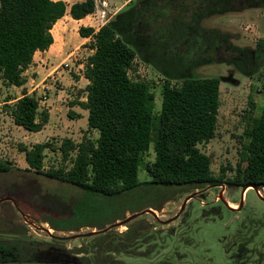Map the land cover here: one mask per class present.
<instances>
[{
	"label": "rangeland",
	"instance_id": "1",
	"mask_svg": "<svg viewBox=\"0 0 264 264\" xmlns=\"http://www.w3.org/2000/svg\"><path fill=\"white\" fill-rule=\"evenodd\" d=\"M107 1L116 3L108 5L115 10L124 0ZM133 5L138 11L134 40L158 50L144 49L136 56L129 77L147 83L154 94L155 116L165 79L179 85L184 77L219 78L215 135L198 148L209 156L214 175H222L224 181L231 178L229 166L234 168L239 160L248 142L246 130L264 102V0H132L128 6ZM225 6L238 10L222 11ZM159 59L185 63V71L180 67L177 75L179 68L169 67L177 77H167L158 70ZM73 76L71 71L64 78L47 77V85L36 92L32 88L39 75H26L25 88L43 100L40 106L59 108L54 118L62 129L44 141L55 147L64 138L79 142L97 136L87 127L86 117L67 116L66 107L84 96V80L80 87L69 85ZM0 125V159L18 169L22 155L17 144H24L27 130L13 128L2 105ZM152 146L141 159V183L114 195L92 194L41 174L0 175V184L11 179L21 185L25 198L33 199L32 193L39 190L38 200L44 203L35 205L19 194L11 197L14 202L0 201L5 220L0 238L44 241L64 251L63 261L26 264H264V188L257 192L248 187L242 197L243 186L227 183L189 191L179 185L145 183L150 180L146 165L154 159ZM61 164L58 150H46L43 171ZM5 194L0 185V199ZM19 226H25L24 234L15 233Z\"/></svg>",
	"mask_w": 264,
	"mask_h": 264
},
{
	"label": "trees",
	"instance_id": "2",
	"mask_svg": "<svg viewBox=\"0 0 264 264\" xmlns=\"http://www.w3.org/2000/svg\"><path fill=\"white\" fill-rule=\"evenodd\" d=\"M134 6L120 9L93 34L95 50L87 58L84 69L88 80L85 100L73 102L88 111L87 126L98 131L97 138H83L79 142L64 138L57 147L48 141L30 146L19 143L17 149L24 153L27 167L15 169L11 162L0 159V175L14 171L41 174L92 194L114 195L141 183L138 179L141 159L153 144L154 159L146 165L150 180L145 183L179 185L186 191L222 183L264 188V102L260 115L246 130L248 142L242 145L239 160L234 168L229 166L234 172L232 177L224 181L222 175L212 173L209 156L198 148V144L208 142L215 135L219 78L184 77L179 85L165 79L160 110L155 116L153 92L146 82L129 77L136 56H141L144 49L146 53L158 50L134 40L138 14ZM65 9L62 0H0V80L3 84L26 83L23 72L35 51L46 50L53 42L50 29ZM235 10L238 9L222 8L225 12ZM93 11L94 0H83L73 3L69 14L80 19ZM91 33L92 28H79L81 36ZM258 45L263 48L261 42ZM156 65L170 78L177 76L170 74L169 67L179 70L181 67L183 71L186 68L185 63L160 59ZM180 73L181 70L177 75ZM2 109L15 125L27 131H40L49 119L46 110H39L35 94L26 91L12 104L4 103ZM67 115L72 116L70 111ZM46 148L58 150L62 164L43 171ZM0 185H4L6 197L19 194L35 205H44L43 199L38 200L39 190L32 193V199L25 198V189L11 179ZM17 208H20L18 204ZM4 222L0 216V232ZM25 231V226H19L15 233ZM62 254L64 251L59 246L44 241L0 238V264L60 262L64 260Z\"/></svg>",
	"mask_w": 264,
	"mask_h": 264
},
{
	"label": "crops",
	"instance_id": "3",
	"mask_svg": "<svg viewBox=\"0 0 264 264\" xmlns=\"http://www.w3.org/2000/svg\"><path fill=\"white\" fill-rule=\"evenodd\" d=\"M62 1L65 3V13L62 17L57 19V21L50 29L51 35L53 37V42L46 50L35 51L30 64L23 72L25 77L30 72H36L39 75L40 79L32 88L35 89L36 92L40 86L43 87L47 85V83L43 84V81L47 77L53 78V76L61 77L63 75L64 78V75L71 71L76 73V76L71 77L72 80L70 81L69 85H77V87H80L78 84L80 82L82 83L84 80L85 88L88 83V80L84 77L85 65L87 62V58L91 54H93L95 50L93 34L99 29L101 25L112 19L120 9L126 7L132 0H124L120 3L119 6L115 8V10H110V8L108 7L109 4H116L114 2L110 3L105 0V4L102 5L98 4L97 0H94V11L80 19L72 18L69 14V9L73 3L81 2L83 0ZM82 26L92 28L93 33L87 36H81L79 34V28ZM26 83L22 86L5 85L0 80V94H3L4 97L3 101H0V105H3L4 103L12 104L23 94V91H26L27 94H32L33 92L31 93V90H27L25 88L27 86ZM82 93H84V96H77L76 100H85L86 93L85 91H82ZM79 107L80 106L77 104H71L69 107H66L67 113L70 111L72 114V116H67L71 119L75 116L79 117L78 115L84 116V119L85 117L87 118L88 111ZM39 110H46L49 114V119L43 126V128L36 133H33L32 131H25L21 127L15 125L11 117L4 111L6 116L9 118V121L13 125V128L22 129L27 133L24 136V144L27 146H30L34 143H42L49 138V135H56L60 133V130L62 129V124H58V121H56L54 118L58 113L59 108L53 106L52 104L51 107H49V104H46L44 108L39 107ZM0 127L2 126L0 125ZM93 130L97 132L98 136V131L96 129ZM2 132L6 133V130H3ZM70 139L76 142L73 138ZM46 150L49 149L46 148L44 154L46 153ZM20 153L22 155V160L19 163L18 167L19 169H25L27 167V164L24 159V153Z\"/></svg>",
	"mask_w": 264,
	"mask_h": 264
},
{
	"label": "water",
	"instance_id": "4",
	"mask_svg": "<svg viewBox=\"0 0 264 264\" xmlns=\"http://www.w3.org/2000/svg\"><path fill=\"white\" fill-rule=\"evenodd\" d=\"M221 187H223V185H220ZM248 187H251V188H254L257 192H258V188H257V186H254V185H246V186H244L243 187V189H242V197H243V192L248 188ZM194 196V193H192V194H189L187 197H186V199H185V201L186 200H188L189 198H191V197H193ZM5 199H7V200H12L13 201V199H11L10 197H5V198H2V199H0V201H2V200H5ZM220 199H222V197L220 196ZM14 202V201H13ZM227 203V202H226ZM129 220V219H128ZM127 220V221H128ZM119 224H122V223H119Z\"/></svg>",
	"mask_w": 264,
	"mask_h": 264
},
{
	"label": "built area",
	"instance_id": "5",
	"mask_svg": "<svg viewBox=\"0 0 264 264\" xmlns=\"http://www.w3.org/2000/svg\"><path fill=\"white\" fill-rule=\"evenodd\" d=\"M101 4L104 5V4H105V0H102ZM41 103H43V100L38 99L39 107H41V106H40Z\"/></svg>",
	"mask_w": 264,
	"mask_h": 264
}]
</instances>
